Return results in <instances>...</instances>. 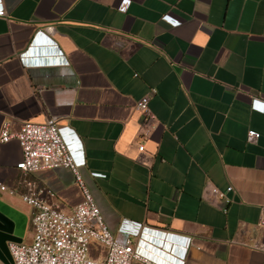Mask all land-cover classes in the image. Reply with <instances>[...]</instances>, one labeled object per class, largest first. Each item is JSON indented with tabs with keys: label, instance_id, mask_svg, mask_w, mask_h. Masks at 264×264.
<instances>
[{
	"label": "crops",
	"instance_id": "crops-1",
	"mask_svg": "<svg viewBox=\"0 0 264 264\" xmlns=\"http://www.w3.org/2000/svg\"><path fill=\"white\" fill-rule=\"evenodd\" d=\"M0 9V128L56 119L115 238L134 237L157 263L264 264V0ZM145 94L149 114L137 108ZM248 128L260 136L248 139ZM21 155L16 138L0 141V181L20 187ZM28 176L65 211L83 198L68 167ZM228 185L226 201L215 191ZM0 211L12 240L32 239V207L18 194L0 190Z\"/></svg>",
	"mask_w": 264,
	"mask_h": 264
},
{
	"label": "built area",
	"instance_id": "built-area-1",
	"mask_svg": "<svg viewBox=\"0 0 264 264\" xmlns=\"http://www.w3.org/2000/svg\"><path fill=\"white\" fill-rule=\"evenodd\" d=\"M3 14L5 10L0 9V15ZM45 28L52 31L53 25ZM148 101L149 94L137 100V108L145 114L150 112ZM258 108L264 111V100H260ZM259 136V131L248 128V139ZM11 138H16L21 146L22 155L16 167L21 170L22 178L20 187L0 181V190L18 194L32 207L33 234L30 241L8 242L11 255L8 264H159L136 249L134 237L124 241L115 238L78 172L84 157L76 153L63 136L56 119L49 116L40 122L23 121L16 130H11L10 122L5 121L0 128V141ZM143 147V143L138 145L140 150ZM60 166L70 168L82 186V200L69 211L50 203L45 195H53V192L28 176L38 169ZM232 188L228 185L225 190L216 189L215 192L229 201L227 193ZM257 223L264 227V213ZM93 242H98L102 248L94 249Z\"/></svg>",
	"mask_w": 264,
	"mask_h": 264
},
{
	"label": "water",
	"instance_id": "water-1",
	"mask_svg": "<svg viewBox=\"0 0 264 264\" xmlns=\"http://www.w3.org/2000/svg\"><path fill=\"white\" fill-rule=\"evenodd\" d=\"M12 231L13 221L0 211V257H8L10 261L8 241L16 238Z\"/></svg>",
	"mask_w": 264,
	"mask_h": 264
},
{
	"label": "rangeland",
	"instance_id": "rangeland-1",
	"mask_svg": "<svg viewBox=\"0 0 264 264\" xmlns=\"http://www.w3.org/2000/svg\"><path fill=\"white\" fill-rule=\"evenodd\" d=\"M92 246L94 249H101L102 248V246L98 242H93Z\"/></svg>",
	"mask_w": 264,
	"mask_h": 264
}]
</instances>
